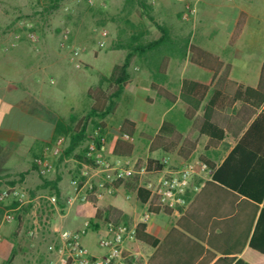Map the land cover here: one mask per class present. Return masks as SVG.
Instances as JSON below:
<instances>
[{
  "label": "crops",
  "instance_id": "0c3cea01",
  "mask_svg": "<svg viewBox=\"0 0 264 264\" xmlns=\"http://www.w3.org/2000/svg\"><path fill=\"white\" fill-rule=\"evenodd\" d=\"M172 1L176 14L186 4L196 9L184 31H170L175 46H185V55L173 54L160 79L154 78V68L142 64L130 72V66L129 82L103 120L102 155L111 162L135 160L137 170L148 161L159 162L154 165L163 174L187 162L197 164V170L185 189V206L152 211L145 223L151 243L137 240L131 248L139 264H264V0ZM17 51L0 64L8 71H0V177L18 179L24 173L22 187L40 197L49 191L34 158L52 139L59 118L84 115L93 102L89 89L81 109L69 105L61 110L48 100L49 73L72 86L65 76L68 52ZM247 88L256 92L240 98ZM67 96L62 92V99ZM138 101L157 109L137 111ZM206 121L223 131L220 140L201 131ZM120 132L134 142H119ZM68 162L74 170L65 166ZM54 165L46 179L61 178L60 212L33 237L29 213L18 223L1 224L0 264H47V247L57 232L80 229L86 221L90 229L82 243L101 255L85 242L89 232L97 239L108 221L140 223L148 200L142 201L145 193L139 194L137 184L152 176L137 174L112 195L70 205L76 162L56 160Z\"/></svg>",
  "mask_w": 264,
  "mask_h": 264
},
{
  "label": "rangeland",
  "instance_id": "374dc122",
  "mask_svg": "<svg viewBox=\"0 0 264 264\" xmlns=\"http://www.w3.org/2000/svg\"><path fill=\"white\" fill-rule=\"evenodd\" d=\"M147 3L151 6L150 15L155 22L169 27L172 32L185 30L187 21L177 17L176 4L172 0H147ZM51 4V0H0V64L10 60L16 55L13 52H18L20 48L36 53L45 49L63 50L68 52L69 59L72 47L81 48L79 68L71 60L65 66V76L72 80L71 87L67 86V79H60L53 72L46 78L48 100L61 110L69 105L75 110L85 107L86 91L96 87L101 76H108L113 65L122 63L126 51L116 50V44L124 42L139 29L147 31L144 41L153 40L161 34L137 4H129L126 0H60L55 7H51ZM65 32H68V47L62 48L60 44ZM29 35L34 36V39ZM82 57L90 64L83 61ZM141 65L135 61L130 72ZM0 71L8 73L2 65ZM106 88L111 89L110 86ZM62 92L68 95L67 98L62 99ZM134 106L137 111L157 109V106L153 108L139 101ZM53 159L56 161L57 158ZM65 166L74 170L71 162ZM19 186L22 187L21 184ZM4 188L0 186V191ZM25 190L30 194L27 188ZM43 195L49 193L43 192ZM45 216L49 220V212L40 202L29 212L32 226L35 219L42 223ZM1 224H10L2 221V214ZM97 239L89 232L85 242H89L98 253L102 250L97 245Z\"/></svg>",
  "mask_w": 264,
  "mask_h": 264
},
{
  "label": "built area",
  "instance_id": "2783aa9c",
  "mask_svg": "<svg viewBox=\"0 0 264 264\" xmlns=\"http://www.w3.org/2000/svg\"><path fill=\"white\" fill-rule=\"evenodd\" d=\"M92 2V0H88ZM233 1V0H228ZM196 15L194 6L186 4L182 11L181 19L190 21ZM31 39L34 36L29 35ZM69 41L68 32L63 34V41L60 46L66 48ZM81 48L72 47L70 60L76 62L75 67L79 68V55ZM95 135H100L96 130ZM119 140L133 143L134 137L126 132H120ZM106 143V136L100 135V149L94 142L87 144L86 156L90 158L92 164H81L77 179L71 180L72 194L67 203H94L103 198L105 194L112 195L117 189V183L126 181L135 175L151 179L141 180L137 184V189H143L149 193L146 202V210L140 223H146L152 211L151 208L159 207L161 210L176 211L185 206L184 192L190 177L196 172L197 164L187 162L177 169L167 173H161L156 168H148V165L137 170V161L125 160L111 162L102 155L103 147ZM65 144L64 138H59L53 144L44 147L42 157L34 160L38 173L42 176L48 175L53 170L51 158H57ZM166 164V160L162 161ZM204 167V165H203ZM17 202V208L6 210L2 216L4 223H11L15 220V212L26 206L33 204V207L42 203L47 212H60L59 199L56 195H43L31 198L29 192L19 185L5 187L0 192V203ZM46 216L42 223L35 219L29 231V236L36 235L38 229L48 224ZM138 224L106 222L104 228L99 232L97 245L102 250L101 255H93L83 245L82 239L90 229V223L86 221L77 230H61L57 232L55 239L48 244L47 250L50 257L47 264H139L138 255L132 250L131 245L137 241L136 227ZM2 235L0 233V241Z\"/></svg>",
  "mask_w": 264,
  "mask_h": 264
},
{
  "label": "trees",
  "instance_id": "16d2710c",
  "mask_svg": "<svg viewBox=\"0 0 264 264\" xmlns=\"http://www.w3.org/2000/svg\"><path fill=\"white\" fill-rule=\"evenodd\" d=\"M126 1L129 4H137L141 8L144 16L148 17L152 22H154L161 34L160 37L157 39L144 41V38L147 35V31L145 29H139L130 34L124 42L116 44L114 47L116 50L126 51L125 57L121 64H115L113 66L108 76H101V78L99 79V83L95 88H91L88 90L87 95L93 102L90 109L84 115L79 116L72 113L67 119L59 118L57 120L54 129V135L52 139L44 145V147L49 145V143L53 144L59 138L65 139V144L62 149V152L56 160L58 162H63L64 160L73 159L76 162L77 167L75 173L72 175L71 180L77 179L81 164L93 163V161L86 156L87 144L90 142H94L100 149V135H105L106 128L103 120L113 111L116 104V100L128 84L130 79V66L135 61H137L140 64L146 65V67L150 71H152V68H154V78L160 79L164 77L166 73L167 64L173 54H177L181 59L185 55V46H182L180 48L175 46L174 39L170 35L169 27L161 26L160 24L154 21V18L150 15L151 6L147 3V0ZM59 2L60 0H51L52 4L50 6L55 7ZM181 16L182 12L177 14L178 18H181ZM105 85L110 86L111 89L107 91L105 89ZM184 85L188 86V83L186 84L185 82ZM255 92V90L247 88L243 93H240L239 97L243 98L246 96H250V94H253ZM96 130H99L100 135H95ZM201 131L210 136L211 138H214L216 136V140H220L224 135L223 131L220 128L207 121L204 122ZM119 142L123 143L125 146H130L132 144L122 140H120ZM42 155L43 153L38 157H42ZM36 158H34V160ZM34 160L33 166L38 173L37 166L35 165ZM50 160L53 165V172L55 169V160H52V158ZM154 164L159 165L160 163L148 161V168H156L158 171H160V169ZM52 172H50L49 174H51ZM38 175L42 178V185L49 191V194L56 195L57 198H59L58 184L61 180L60 176H56L54 180H47L46 177L48 175L42 176L39 173ZM24 176L25 174L22 173L19 174L18 179L10 180H8L11 177L10 175L0 177V186L13 187L22 184V179L24 178ZM216 177L219 178L218 175H216ZM123 182H118L117 187ZM138 192L139 194H142L143 192L145 193V197H143V195L141 196L143 202L148 200L149 193L147 191L139 189ZM35 195V192H30L31 198H34ZM17 206V202L0 203V214H2L3 216L6 210L17 208ZM32 207L33 204H27L26 206L18 209L15 212L14 221H16L17 223L20 222L23 217H25L26 214L31 211ZM158 208L159 207L153 206L151 208V211H154ZM53 213L54 212L52 211L49 212V219H52ZM136 239L142 242L151 243V237L145 233V223H139L137 225Z\"/></svg>",
  "mask_w": 264,
  "mask_h": 264
}]
</instances>
